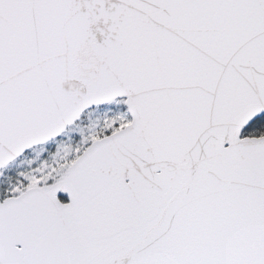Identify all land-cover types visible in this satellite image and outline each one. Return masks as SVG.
<instances>
[{
    "label": "snow or ice",
    "instance_id": "snow-or-ice-1",
    "mask_svg": "<svg viewBox=\"0 0 264 264\" xmlns=\"http://www.w3.org/2000/svg\"><path fill=\"white\" fill-rule=\"evenodd\" d=\"M0 264H264V0H0Z\"/></svg>",
    "mask_w": 264,
    "mask_h": 264
}]
</instances>
